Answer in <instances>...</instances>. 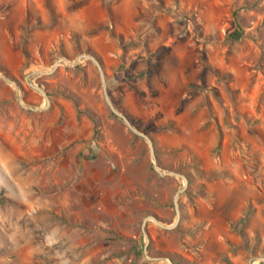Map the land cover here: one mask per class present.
Segmentation results:
<instances>
[{
	"label": "rangeland",
	"instance_id": "obj_1",
	"mask_svg": "<svg viewBox=\"0 0 264 264\" xmlns=\"http://www.w3.org/2000/svg\"><path fill=\"white\" fill-rule=\"evenodd\" d=\"M249 21L259 22L251 26ZM264 264V0H0V264ZM32 66L24 72L26 62ZM64 64H66L64 62ZM187 174V175H186ZM247 215V216H246ZM246 218V220H242Z\"/></svg>",
	"mask_w": 264,
	"mask_h": 264
},
{
	"label": "water",
	"instance_id": "obj_2",
	"mask_svg": "<svg viewBox=\"0 0 264 264\" xmlns=\"http://www.w3.org/2000/svg\"><path fill=\"white\" fill-rule=\"evenodd\" d=\"M82 60H91L97 67L98 71H99V74H100V78H101V84H102V89H103V94H104V100H105V103L107 104V106L109 107L111 113L116 116L117 118L121 119L124 124L126 125V127L128 128V130L140 137V138H143L148 146H149V152H150V155H151V159H152V167H153V170L156 172V174H158L159 176H165V175H169V176H173V177H176V178H182L183 181H184V185L183 187H181L177 193L175 194L174 196V207H175V212H176V220L173 224L171 225H165L163 224L161 221H159V219L156 217V216H147L146 218L143 219V222H142V232L146 238V241H145V244H144V248H143V252H144V256L146 259L148 260H153V261H163L165 262L166 264H171L168 259L166 258H159V257H150L148 255V244H149V241H150V238L146 232V223L148 222V220H153L160 228L164 229V230H173L175 228H177L179 222H180V205H179V202H178V199L179 197L184 193V191L186 190V187L188 185V180L186 178L185 175L181 174V173H177V172H174V171H168V170H162L159 166H158V162H157V157H156V153H155V149H154V143H153V139L147 135L146 133L142 132L141 130H139L138 128H136L135 126L132 125L131 121L128 119V117L122 113L119 109H117L109 95V91H108V86H107V82H106V76H105V72H104V68L102 66V64L97 60V58L91 54H79L75 60L69 62V61H66L67 65L66 66H71V67H75V66H78L79 63L82 61ZM62 64V62H57L53 67L52 69L48 70V71H32L30 72L25 80H26V83L32 88L34 89L35 91L43 94L44 98H45V106L43 107H39V108H33L31 106H28V105H25L23 102H22V94H21V91L19 90V104L28 109V110H32V111H45L49 108V105H50V100L47 96V94L44 93V91L40 88V87H37V86H34L31 81L34 80L35 78L39 77V76H43V75H49V74H52L60 65ZM0 77L5 80L7 83L11 84L12 86L17 87L16 83L11 80L9 77H6L5 75H3L1 72H0ZM256 261L259 262V263H264V257H258L256 258ZM255 261H251V264H254Z\"/></svg>",
	"mask_w": 264,
	"mask_h": 264
},
{
	"label": "crops",
	"instance_id": "obj_3",
	"mask_svg": "<svg viewBox=\"0 0 264 264\" xmlns=\"http://www.w3.org/2000/svg\"><path fill=\"white\" fill-rule=\"evenodd\" d=\"M249 23H251V26H257L259 22H252V21H249ZM78 256H77V264H89L91 259L90 257H87V258H83L82 257V254L81 253H77Z\"/></svg>",
	"mask_w": 264,
	"mask_h": 264
},
{
	"label": "trees",
	"instance_id": "obj_4",
	"mask_svg": "<svg viewBox=\"0 0 264 264\" xmlns=\"http://www.w3.org/2000/svg\"><path fill=\"white\" fill-rule=\"evenodd\" d=\"M32 62L28 61L26 62L25 66H24V72H26L31 66H32ZM187 175V174H186ZM247 216V215H246ZM242 220H246V218H242ZM173 264H179L174 258L171 259Z\"/></svg>",
	"mask_w": 264,
	"mask_h": 264
},
{
	"label": "bare ground",
	"instance_id": "obj_5",
	"mask_svg": "<svg viewBox=\"0 0 264 264\" xmlns=\"http://www.w3.org/2000/svg\"><path fill=\"white\" fill-rule=\"evenodd\" d=\"M64 62L66 63V61H62V64H63V65H67V63H66V64H64Z\"/></svg>",
	"mask_w": 264,
	"mask_h": 264
}]
</instances>
